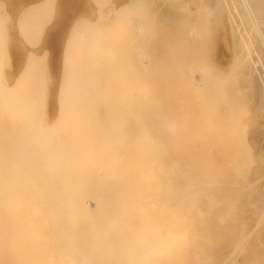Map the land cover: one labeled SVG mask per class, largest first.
<instances>
[{
  "label": "rangeland",
  "instance_id": "1",
  "mask_svg": "<svg viewBox=\"0 0 264 264\" xmlns=\"http://www.w3.org/2000/svg\"><path fill=\"white\" fill-rule=\"evenodd\" d=\"M12 2L0 0V246H16L22 234L36 228L40 221L32 211L38 200L61 198V203L84 196L85 202L80 199L93 214L100 195L114 199L121 189L130 193L129 165L135 172L145 167L146 178L138 175L146 180L135 182L138 192L147 191L146 201L153 197L148 203L160 200L157 167L176 166V174L198 170L205 153L211 162L203 165L218 173L210 172L213 180L217 167L222 175L209 190L218 199L212 193L196 207V216L204 214L201 223H209L196 229L217 226L216 241L223 239L204 245L209 255L199 252L211 261L199 264H264V45L240 37L247 26L241 9L236 12L231 0H40L27 10L10 11ZM55 192L64 196H52ZM118 198L127 200L124 194ZM123 201L122 209L129 203ZM104 204L103 212L98 209L104 217L97 210V218L82 216L83 223L112 234L126 211L116 218V206L106 213ZM141 218L139 225L146 223Z\"/></svg>",
  "mask_w": 264,
  "mask_h": 264
},
{
  "label": "bare ground",
  "instance_id": "2",
  "mask_svg": "<svg viewBox=\"0 0 264 264\" xmlns=\"http://www.w3.org/2000/svg\"><path fill=\"white\" fill-rule=\"evenodd\" d=\"M226 2V0H225ZM231 2H233L232 4L234 5V10L236 12H239V9H241V12H242V21L243 22H247L245 23L247 26L244 28V34H242L241 32H239L240 34V37H242V39L246 42H248L249 40H252L254 38H257L259 39V42L261 41L264 45V0H231ZM229 6V5H228ZM230 11V10H229ZM232 15V14H231ZM240 17V16H239ZM250 21V22H249ZM242 22V23H243ZM243 25V24H242ZM238 27V30L240 31V25L237 26ZM242 27V26H241ZM244 27V26H243ZM242 31H243V28H242ZM250 42V41H249ZM252 42V41H251ZM250 42V43H251ZM257 42V41H256ZM249 43V44H250ZM245 47H246V43H245ZM248 47V46H247ZM264 47V46H263ZM249 49V47H248ZM249 51V50H248ZM63 88V87H62ZM64 89V88H63ZM63 94H62V97L61 99L63 98ZM66 96V95H65ZM68 96V95H67ZM70 97V96H69ZM75 97V96H74ZM74 99V98H73ZM74 101V100H73ZM63 105V103H62ZM61 105V106H62ZM66 106V104H64ZM71 106L73 105L70 104ZM71 106H68V107H71ZM63 107V106H62ZM67 107V106H66ZM74 107L73 106V110H74ZM72 110V111H73ZM65 113L64 114H69L70 113V116L72 115V113L75 114V111L74 112H69L67 113L66 111H64ZM61 115H63V112L61 111L60 112ZM73 114V115H74ZM80 114V113H78ZM76 114V116L78 115ZM82 116V114H80ZM69 116V115H68ZM69 116V117H70ZM75 116V115H74ZM73 116V117H74ZM67 117V118H69ZM79 117V116H78ZM66 118V120H67ZM70 119V118H69ZM77 119V118H76ZM65 120V118L63 119ZM165 120V119H164ZM163 120V121H164ZM72 122V121H71ZM74 122V120H73ZM78 122V121H77ZM69 124L67 125H71L70 124V121L68 122ZM75 124V123H74ZM176 125V124H175ZM74 126V125H73ZM69 128V126L67 127ZM71 129V127H70ZM73 129V128H72ZM66 130V129H65ZM75 130V129H74ZM68 131V129H67ZM74 132V131H73ZM72 133V132H71ZM70 133V134H71ZM67 135V134H66ZM90 137V136H89ZM93 137V136H92ZM91 138V137H90ZM158 138V137H157ZM73 139V138H72ZM92 139V138H91ZM95 139V138H94ZM93 140V139H92ZM160 140V139H159ZM74 141V140H73ZM87 141V140H86ZM90 142V141H89ZM88 142V143H89ZM139 142V141H138ZM75 145V144H74ZM73 145V146H74ZM89 145V144H88ZM162 145V144H161ZM85 146V144H84ZM83 146V147H84ZM77 147V145H76ZM82 147V145H81ZM86 147V146H85ZM56 148V147H55ZM80 148V147H79ZM89 148V147H88ZM85 149V148H84ZM96 149V148H95ZM98 149V148H97ZM96 149V150H97ZM57 150V149H56ZM144 150V149H143ZM73 151V150H72ZM88 151V150H87ZM100 151V150H99ZM51 152V151H50ZM55 152V151H54ZM84 152V150H83ZM86 152V151H85ZM94 153V151H91ZM104 152V151H103ZM158 152V151H157ZM81 153V152H80ZM102 153V152H101ZM141 153V152H140ZM152 153V152H151ZM204 153V152H203ZM201 153V154H203ZM51 154V153H50ZM57 154V152H56ZM62 154V153H61ZM74 154V153H73ZM96 154V153H95ZM63 155V154H62ZM106 155V154H105ZM110 155V154H109ZM150 155V153H149ZM204 157H205V160L209 159L205 156V153L203 154ZM50 156V155H49ZM61 156V155H60ZM59 156V157H60ZM72 156V155H71ZM107 156V155H106ZM142 156V154H141ZM53 157V156H52ZM59 157L57 158V160L59 159ZM87 157V155H86ZM100 157V156H99ZM103 157V155H102ZM144 157H148V156H144ZM49 158V157H48ZM51 158V156H50ZM65 158V157H64ZM80 158V157H79ZM93 158V157H92ZM113 158V157H112ZM134 158V156H133ZM151 158V157H150ZM153 158V157H152ZM197 158V157H195ZM193 158V159H195ZM207 158V159H206ZM102 159V158H101ZM110 159V157H109ZM145 159V158H143ZM199 159V158H198ZM196 159V160H198ZM56 160V161H57ZM66 160V159H65ZM64 160V161H65ZM100 160V159H99ZM103 160V159H102ZM132 160V159H130ZM148 160V159H147ZM200 160V159H199ZM198 160V161H199ZM202 160V159H201ZM204 160V161H205ZM45 161V160H44ZM63 161V160H61ZM82 161V160H81ZM101 161V160H100ZM133 161H136L137 163V160H132ZM140 161V160H139ZM143 161V160H142ZM151 161V160H150ZM165 161V160H164ZM203 161V162H204ZM47 162V161H46ZM54 162V160H53ZM67 162V160H66ZM111 162V161H110ZM113 162H116V161H113ZM129 163V160L127 161ZM126 162V163H127ZM197 162V161H196ZM203 162L199 161V165L196 164V166H198V170H195L193 169L194 171H191V170H186V169H182L180 171L179 174H176L175 172V168L173 170L174 167L176 166H173V168H169L168 166L167 167H163L161 166V168L157 167V170L159 171V180H160V183L157 184L158 186V189L159 190V195H161V197L163 196V198H161L160 200L156 198L154 200L158 201V203H156V201L154 202V200H152L151 202H147L148 200L150 199H153V197H148L147 201L145 199V196L148 194L147 191L146 192H138L137 189H139L140 187L137 186V189L135 186V182L137 180V178H140L141 179V175L142 177L144 176L145 177V170L144 168L145 167H139V168H136V172L134 170L135 167H131L132 165H129V167L127 168L128 170H131L133 171L132 173H128V170L126 173H128L130 176L126 177L127 179L129 178L130 182H132V188H130V193L128 192L127 194L125 192H127L126 190H124L125 192H122L123 190L120 188H124V187H116L115 188V191L119 188V192L116 193V195L118 197H121L122 194H124V197L125 199H127V196L125 195H128V199L125 200L126 202H124L122 199L118 198V197H113L114 199H111L112 197H108L107 194H104L105 198L102 199V196L103 195H100L101 196V201L100 199H98L96 201V212H93L90 213L89 212V209H87L86 205H85V198L84 196H82L84 199L83 201L80 199V197L77 195V194H74V197L75 195H77L75 197V199L73 200V196H72V199L70 198L71 197V194H70V199H65V200H62L61 203L60 200L61 198L59 197V195L61 194H58V196H55L56 192L52 195V196H55V197H58L60 198L59 199V202H57V198L53 199L51 197H48V198H51V200H46V203H44L43 201H40L38 199V202L36 200H34V202H37V204H39V206L37 207L36 205H32V207H35V210H33V214H35L34 216L36 217V219H38V222L36 224V226L34 225V227H36L34 230L32 231H29L28 233H24L22 234V238H20V242L19 240L17 241V245L16 246H13L11 245L8 246V247H3L0 246V264H199V263H208V261L211 259H209L207 256H204L206 255L205 253L208 254L207 250H205L204 248V245L208 246V245H213L215 243L216 240L220 239L219 236H216V231L214 230V228H217V226H213L211 225L210 229H207L206 230L205 228V231H199V229H196L197 226H207L209 223H201V218L204 217L202 214H197L199 215L196 216L195 213H196V207L199 206V204L205 202V199L206 198H212V193H213V196L217 197L218 199V195H216V193L212 192V189L211 191L210 190V186H215V183L217 182L220 175V172H221V169L222 168H219L217 167L216 169L217 170H220L219 171V176H218V179L217 180H213V177L211 176L212 174L210 172H214V171H210L211 169H208V165L207 163L211 162V161H205L207 165L204 166L203 165ZM45 163V162H44ZM50 163V162H49ZM63 163V162H62ZM78 163V162H77ZM83 163H86L85 161H83ZM87 163H88V160H87ZM104 163V162H103ZM135 163V164H136ZM143 163V162H140V164ZM177 163V162H176ZM47 164V163H46ZM53 164V163H51ZM67 164V163H66ZM92 164V163H91ZM102 165V162L99 163ZM113 165V163H111ZM110 164V165H111ZM131 164V163H130ZM134 162H133V166L135 165ZM63 166H65L64 164H62ZM82 165V164H81ZM79 165V166H81ZM84 165V164H83ZM97 165V164H96ZM109 165V164H108ZM147 165V164H146ZM150 165V164H149ZM157 165V164H156ZM177 165V164H176ZM41 166V165H40ZM47 168V165H45ZM61 166V167H63ZM95 166V165H94ZM100 166V165H99ZM98 166V167H99ZM107 166V164H106ZM143 166V165H142ZM159 166V165H158ZM166 166V165H165ZM183 166V165H182ZM188 166V165H187ZM205 168H203V167ZM55 167V166H54ZM77 167V166H76ZM92 167V166H91ZM104 168H107L105 166H103ZM151 167V166H150ZM195 167V166H194ZM26 168V167H25ZM42 168V167H41ZM49 168V167H48ZM47 168V169H48ZM60 168V167H59ZM68 168H71V167H68ZM85 168V167H84ZM101 168V167H100ZM117 168V167H116ZM115 168V169H116ZM140 168H143L140 169ZM148 168V167H147ZM201 170H200V169ZM75 169V168H73ZM79 169V168H78ZM96 169L95 167L93 168V170ZM102 169V168H101ZM110 169V168H109ZM120 169V168H119ZM122 169V168H121ZM155 168L153 167L152 170H154ZM25 170V169H24ZM61 170V169H60ZM81 170H84V169H81ZM88 169H86L85 171L87 172ZM92 170V171H93ZM105 171V169H103ZM107 170V169H106ZM113 170V169H112ZM138 170H141V172L139 173ZM147 170V169H146ZM157 170H154L156 172H154L155 174H157ZM216 170V171H217ZM26 171V170H25ZM39 171V169H38ZM59 171V170H58ZM57 171V172H58ZM63 171V170H62ZM60 171V172H62ZM78 171V170H77ZM223 171V170H222ZM30 172V171H29ZM46 172V170H45ZM44 172V174H45ZM65 172V171H64ZM89 172V171H88ZM97 172V171H96ZM95 172V174H96ZM99 172V171H98ZM107 172V171H106ZM105 172V173H106ZM117 172V171H116ZM119 172V171H118ZM130 172V171H129ZM138 172V173H137ZM148 172V171H147ZM151 172V171H150ZM42 173V172H41ZM82 173V172H81ZM84 173V172H83ZM124 173V172H123ZM125 173V174H126ZM153 173V174H154ZM215 173V172H214ZM222 173V172H221ZM40 174V172H39ZM67 174V173H66ZM76 174V173H75ZM86 174V173H85ZM84 174V175H85ZM94 174V173H93ZM114 174V173H113ZM116 174V173H115ZM114 174V175H115ZM127 174V175H128ZM140 176H139V175ZM144 174V175H143ZM152 174V173H151ZM154 174V176H155ZM216 174V173H215ZM213 174V175H215ZM218 174V173H217ZM216 174V175H217ZM63 175V174H62ZM111 175V174H110ZM117 175V174H116ZM115 175V176H116ZM121 175V174H120ZM126 175V176H127ZM148 175V174H147ZM29 176V175H28ZM27 176V177H28ZM42 174L39 177H41ZM65 176V175H64ZM69 176V175H68ZM100 176V175H99ZM104 176V180L107 179V176L103 175ZM118 176V175H117ZM153 176V175H152ZM158 176V175H157ZM46 177V176H45ZM60 176H58L59 178ZM63 177V176H61ZM60 177V178H61ZM72 177V176H71ZM89 176H87L88 178ZM112 176L109 177V180L111 179ZM149 177V176H148ZM147 177V178H148ZM51 178V177H50ZM69 178V177H68ZM67 178V180H69ZM80 178V177H79ZM86 178V177H85ZM106 178V179H105ZM115 178V177H114ZM142 178V180H146ZM155 178V177H154ZM35 179V178H33ZM57 179V178H56ZM66 179V178H65ZM75 179V178H74ZM95 179V178H94ZM117 179V178H116ZM64 180V179H63ZM97 180V179H95ZM101 180V179H100ZM114 180V179H113ZM119 180V179H118ZM128 180V181H129ZM152 180V179H151ZM154 180V179H153ZM152 180V181H153ZM159 180H156V181H159ZM221 180V179H220ZM219 180V181H220ZM33 181V180H32ZM40 181V180H39ZM71 181V180H70ZM84 181V179H83ZM102 181V180H101ZM108 181V180H107ZM112 181V180H111ZM123 181V180H122ZM127 181V180H126ZM138 181V180H137ZM148 181V180H147ZM151 181V182H152ZM179 181H181L179 183ZM260 181V180H259ZM38 182V181H37ZM55 182V181H54ZM60 182V181H59ZM116 182V181H115ZM120 182V181H119ZM125 182V181H124ZM154 182V181H153ZM258 182V181H257ZM255 182V184L257 183ZM42 183V182H41ZM50 183V182H49ZM61 183V182H60ZM65 183H66V180H65ZM85 183V182H84ZM114 183V182H113ZM112 183V184H113ZM128 183V182H127ZM138 183V182H137ZM144 183V182H142ZM45 184V183H44ZM71 184V182H70ZM79 184V183H77ZM83 184V183H82ZM92 184V183H91ZM94 184V183H93ZM96 184V183H95ZM94 184V185H95ZM149 185V183H147ZM155 184V183H154ZM49 185V184H48ZM80 185V184H79ZM84 185V184H83ZM86 185V184H85ZM105 185V184H104ZM114 185V184H113ZM116 185V184H115ZM114 185V186H115ZM119 185V184H118ZM121 185H124V184H121ZM127 185L126 184V188H127ZM137 185V184H136ZM139 185V184H138ZM218 185V184H217ZM34 186V185H32ZM40 186V185H38ZM42 186V185H41ZM44 186V185H43ZM64 186V185H63ZM92 186V185H91ZM117 186V185H116ZM142 186V184L140 185ZM145 186V185H144ZM150 186V185H149ZM155 186V188L157 187ZM198 186H202L201 188H198V190H196L195 192L193 193H190V194H187V190L190 189V190H193L195 189V187H198ZM204 186H209V188H204ZM252 186V185H251ZM51 187V186H50ZM58 187V186H57ZM69 187V185H68ZM67 187V188H68ZM73 186H71L72 188ZM81 187V186H80ZM84 187V186H83ZM86 187V186H85ZM88 187V186H87ZM87 187L85 189H87ZM110 187H113V186H110ZM143 187V186H142ZM154 187V186H153ZM43 188V187H42ZM66 188V187H65ZM82 188V187H81ZM105 188V187H104ZM114 188V187H113ZM111 188V189H113ZM135 188V190H134ZM35 189V187H34ZM53 189V188H52ZM70 189V188H69ZM68 189V190H69ZM92 189V187L90 188ZM103 189V188H102ZM131 189H133L134 191L131 192ZM50 190V189H49ZM88 190V189H87ZM94 190V189H92ZM106 190V189H105ZM139 190V191H141ZM146 190V189H145ZM67 191V190H66ZM72 191V190H71ZM90 191V190H89ZM114 191V190H113ZM113 191H112V195H113ZM214 191V190H213ZM222 191V190H221ZM219 191V193L221 192ZM86 192V191H85ZM82 193V195H85L86 193ZM95 193V191H93ZM109 192V191H107ZM106 192V193H107ZM122 192V194H121ZM151 192V191H150ZM211 192V193H210ZM35 193V192H34ZM40 193V192H39ZM46 193V192H45ZM66 193V192H65ZM72 193V192H71ZM76 193V191H75ZM119 193H120V196H119ZM132 193V194H131ZM147 193V194H146ZM161 193V194H160ZM223 193V192H222ZM47 194V193H46ZM90 194H93V193H90ZM89 194V195H90ZM98 194V193H97ZM110 194V193H109ZM34 195V194H33ZM36 195V194H35ZM49 195V194H48ZM95 195V194H93ZM115 195V196H116ZM130 195V197H129ZM157 195V196H159ZM41 197V195H39ZM62 196V195H61ZM64 196V194H63ZM62 196V197H63ZM66 196V195H65ZM114 196V195H113ZM153 196V195H152ZM78 197V199H77ZM81 197V198H82ZM90 197V196H89ZM93 197V196H92ZM99 196H97L98 198ZM107 197V198H106ZM100 198V197H99ZM120 199L124 202V205H126L127 202V206H125L123 209L121 206H123L122 204V201L119 203H117V199ZM147 198V197H146ZM150 198V199H149ZM214 198V197H213ZM41 199V198H40ZM64 199V198H63ZM91 199V198H90ZM95 199V198H94ZM107 201H106V200ZM114 200V204L115 205V202L117 203V205H119L117 207L116 206V212L114 210V207L112 205V202L111 201H108V200ZM116 199V200H115ZM45 201V199H43ZM215 201V199H213ZM40 201V202H39ZM106 201V202H105ZM109 202V204H108ZM111 202V203H110ZM213 202V201H211ZM40 203H44L45 206L41 208V204ZM105 205L104 203H106V211H108L109 209L113 212H115V214L118 213V216H116L114 214V216H116V218H119L121 214L124 213V210L126 211L123 215V219H119V221L121 222L122 220H124V218L126 219V222L123 223L120 225L119 224V221H118V224H117V230L116 229H113L114 232L112 231V234H107V233H101V232H97V231H94L92 228H89L88 227V222L85 220L83 223V220L84 219H87V218H84L86 216H89V214L93 217H95V213H98L97 210L101 208L102 205ZM111 204V205H110ZM28 205V204H27ZM26 205V206H27ZM101 205V206H100ZM23 206L24 203H23ZM112 206V207H110ZM110 207V208H109ZM121 207V209L123 210H120L119 208ZM202 206H200L201 208ZM112 208V209H111ZM25 209V207H24ZM30 209V208H29ZM34 209V208H31V210ZM108 209V210H107ZM117 209H119L117 211ZM212 209V208H211ZM101 212H103L102 208L100 209ZM196 210V211H195ZM23 211V210H22ZM99 211V210H98ZM110 211V212H111ZM122 211V213H121ZM149 211V212H148ZM195 211V212H194ZM30 212V211H29ZM36 212V213H34ZM99 211L98 214L101 213ZM108 212L109 214H112ZM154 212V213H153ZM158 212V215H156V213ZM199 212H203L202 209H200ZM85 213V214H84ZM88 213V215H87ZM107 213V212H106ZM106 213H105V216H106ZM150 214V217H148V221L149 222H146L147 220L144 221V218H145V214H146V217L147 215ZM153 213V214H152ZM32 214V215H33ZM104 213H101L100 215H102ZM28 215V214H26ZM25 215V216H26ZM113 215V214H112ZM126 215V216H125ZM24 216V217H25ZM83 216V218H82ZM98 216V215H97ZM109 216V215H108ZM107 216V218H108ZM195 216L199 218L200 222L197 223L198 221V218H197V221L195 219ZM208 216V215H207ZM206 216V217H207ZM90 217V216H89ZM102 217H104L102 215ZM122 217V215H121ZM139 217H143L141 219H143V222H146V223H142L139 225ZM212 217V215H210L208 218H206L207 220H210ZM216 217V216H215ZM33 218V216H32ZM97 218V217H95ZM100 218V216H99ZM113 218V217H112ZM110 218V219H112ZM21 219V218H20ZM35 219V218H34ZM33 219V220H34ZM45 219V221H47V230L44 229V225L45 224H42V221ZM89 219V218H88ZM93 219V218H92ZM91 219V220H92ZM115 219V218H114ZM138 220V222H136V220ZM216 219L218 220V217H216ZM23 220V218H22ZM33 220H32V223H33ZM62 220L64 221L63 225H61V222ZM135 220V222H133ZM206 220V221H207ZM35 221V220H34ZM100 221V220H99ZM108 221H110L108 219ZM141 221V220H140ZM196 221V222H195ZM205 221V220H204ZM103 222V220L101 221ZM100 222V223H101ZM111 222H114V221H111ZM218 222V221H217ZM31 223V224H32ZM105 223V222H104ZM138 223V224H137ZM197 223V224H195ZM27 224V223H26ZM91 223H89L90 225ZM98 224V223H97ZM108 224V223H107ZM113 224V223H112ZM217 224V223H216ZM22 225V224H21ZM110 225V222L109 224ZM94 226V225H93ZM97 226V225H96ZM101 226V225H99ZM105 226V225H104ZM114 226V225H112ZM111 226V227H112ZM119 226V227H118ZM142 226V227H140ZM30 227V226H29ZM88 227V228H86ZM107 227V226H106ZM213 227V228H212ZM95 228V227H94ZM109 228V227H107ZM140 228V229H139ZM142 228V229H141ZM219 228V227H218ZM237 228V227H236ZM96 229V228H95ZM106 229V228H105ZM211 229H213V233H215L214 235L212 234V232H208V231H212ZM31 230V229H30ZM98 230V229H97ZM116 230V231H115ZM219 230V229H218ZM217 230V231H218ZM235 230V228H234ZM105 231V230H104ZM111 231V230H109ZM215 231V232H214ZM226 231V229H224V232ZM228 231V230H227ZM227 231L225 232V234H227ZM24 232V231H23ZM106 232V231H105ZM223 232V233H224ZM110 233V232H109ZM219 234V235H224V234ZM21 234V233H20ZM218 235V234H217ZM228 235V234H227ZM227 235L225 237H227ZM21 236V235H20ZM14 237V236H13ZM218 237V239H217ZM224 237V238H225ZM229 237V236H228ZM234 237V236H233ZM10 239V238H9ZM14 239V238H13ZM19 239V238H18ZM222 239H223V236H222ZM221 239V240H222ZM226 239V238H225ZM17 240V239H16ZM15 239L13 240L14 242L16 241ZM219 240V241H221ZM219 241H216V243H218ZM228 241V239H227ZM226 241V242H227ZM9 242V241H7ZM6 242V243H7ZM222 242V241H221ZM225 242V241H224ZM223 242V243H224ZM235 242H238L237 240ZM3 243V242H2ZM222 243V244H223ZM12 244V242H11ZM6 245V244H5ZM220 245V244H219ZM238 246L239 244L237 243H234V246ZM7 246V245H6ZM215 246V245H214ZM217 246V244H216ZM212 247V246H211ZM209 248V247H207ZM214 248H217L218 247H214ZM212 249V248H211ZM216 249V250H217ZM239 249V248H238ZM200 250H204L205 253H201L199 252ZM210 250V249H209ZM213 250V249H212ZM215 250V249H214ZM235 250H236V247H235ZM203 251V252H204ZM214 252V251H213ZM212 252V253H213ZM235 252V251H234ZM215 253V252H214ZM209 255V254H208ZM212 255V254H211ZM203 257H204V260H203ZM212 256H210L211 258ZM215 257V256H214ZM213 258V257H212ZM208 259V261H206ZM229 259V258H228ZM227 259V260H228ZM206 261V262H205ZM215 261V259H214ZM216 262V261H215ZM214 262V263H215ZM211 263V262H209Z\"/></svg>",
  "mask_w": 264,
  "mask_h": 264
},
{
  "label": "crops",
  "instance_id": "3",
  "mask_svg": "<svg viewBox=\"0 0 264 264\" xmlns=\"http://www.w3.org/2000/svg\"><path fill=\"white\" fill-rule=\"evenodd\" d=\"M40 0H13L11 4H9L10 11H23L27 10L30 7H33L39 3Z\"/></svg>",
  "mask_w": 264,
  "mask_h": 264
}]
</instances>
